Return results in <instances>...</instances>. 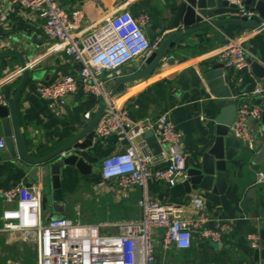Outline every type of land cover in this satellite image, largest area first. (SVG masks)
<instances>
[{
	"label": "crops",
	"instance_id": "1",
	"mask_svg": "<svg viewBox=\"0 0 264 264\" xmlns=\"http://www.w3.org/2000/svg\"><path fill=\"white\" fill-rule=\"evenodd\" d=\"M54 1L73 24L74 36L95 28L118 12L126 11L134 17L145 14L148 21L143 26V33L151 43L159 38L164 41L172 33V4H176L178 0ZM2 3L9 22L7 27L0 26V53L9 50L17 52L24 59L29 75L38 76L37 81L29 80L23 88L15 114L24 149L31 156L42 158L79 135L89 125L83 119L84 113L92 112V122L103 103L100 98L89 97L78 90L75 95L67 98L64 114L59 115L50 110L48 104L37 95V88L41 84H54L66 75L76 77L79 65L62 51H51L54 44L42 32L43 20L28 10L13 6L8 0H2ZM197 27L199 26L179 29L186 32ZM244 36L247 38L246 58L258 65V72L252 71L250 63L241 72L223 68L224 85L239 100L238 107L253 105L264 110V98L253 94L255 88H264V33L243 30L235 24L211 27L191 34L167 52L164 62L152 75L125 83L115 94H111L114 105L127 108L133 122L139 120L136 116L139 111L145 112V119L153 120L164 114L168 116L183 135L186 173L201 166L202 156L210 149L214 139V119L220 114L215 106L216 99L204 80V74L212 66L221 65L219 54L229 39ZM139 65L136 62L124 68V77L138 72ZM21 67L17 58L0 60V94L3 87L8 86L12 97L22 82ZM144 68L145 64L139 71ZM157 84L165 89V96L154 91L148 92ZM144 97L151 101L147 107L142 99ZM261 120L249 125L258 145L257 151L252 153L240 143V153L227 164V185L220 193L216 190L210 193L195 191L186 184L187 177L179 178L173 188L161 182L149 181L144 189L121 192L111 182L102 183L100 176L102 159L120 152L121 145L113 137L102 142L93 140V147L89 148L90 154L98 159V164L93 167L92 173L82 175L74 168H67L62 174V216L72 222L90 225L137 221L141 218L137 201L144 193L146 198L167 207L169 213L178 215L183 220H191L195 212L189 200L199 197L205 203V212L210 221L205 229L224 224L231 227L230 231L223 233L217 242H211L202 237L200 232H196L189 250L164 251L162 230H157L153 236L155 259L161 263L264 264V245H261L259 238V233L264 231V184L256 183V175L264 174V161L259 165L252 163L264 146V126ZM0 139L5 141L1 124ZM29 169L18 158L12 159L9 152L1 149L0 191L18 184L36 185L27 177ZM250 189L255 190V198L249 200L247 211H244L241 207L242 200ZM14 208L15 205L5 204L0 196V224L3 212ZM55 214V209L48 207L42 212L43 221L52 219ZM252 234L259 238L257 249H252L247 239ZM255 251L259 252V259H255ZM36 255L33 233L0 232V264H37Z\"/></svg>",
	"mask_w": 264,
	"mask_h": 264
},
{
	"label": "built area",
	"instance_id": "2",
	"mask_svg": "<svg viewBox=\"0 0 264 264\" xmlns=\"http://www.w3.org/2000/svg\"><path fill=\"white\" fill-rule=\"evenodd\" d=\"M19 9L30 11L43 20L42 32L54 45L53 52L62 51L79 65L77 76L66 75L58 82L37 88V95L50 110L64 114L67 98L78 90L89 97L100 98L104 105L103 115L93 130V140L102 142L110 137L118 144L127 140L124 154L117 152L100 162L102 183L111 182L121 192L145 188L149 181L161 182L173 188L179 178H186L187 166L183 155V135L175 128L166 114L153 120L132 121L125 107H116L114 98L103 93V89L115 80L124 78L123 69L140 64L139 71L151 54L158 50L162 38L149 42L144 36L143 26L148 21L145 14L134 17L126 11L113 14L105 22L83 34L74 36L73 24L68 20L54 0H8ZM241 16L252 17L240 12ZM7 13L0 0V26H8ZM182 30V29H181ZM180 29L174 31H181ZM260 33L259 31H252ZM247 38L229 39L219 54L220 64L241 72L248 68L245 52ZM137 67V66H136ZM253 94L264 98V88L257 87ZM7 106L5 96L0 94V107ZM264 110L258 106L237 107L234 122L230 125L233 135L246 149L255 153L256 139L251 133V122H259ZM92 112L87 111L83 119L91 122ZM152 132L161 152L153 155L142 136ZM4 141L0 139V150ZM256 183L264 184V174L256 175ZM5 204L15 205L2 214L0 232H31L35 235L37 264H184L182 262L161 263L154 256L153 236L162 230V248L187 251L191 248L193 234L211 242L229 232L231 227L217 224L205 229L210 222L205 212V203L199 197L189 200L195 215L183 220L169 213L168 208L146 198L143 193L137 204L141 218L137 221L80 224L66 218L43 221L42 190L37 185L18 184L0 191ZM252 249L258 248L259 238L255 234L247 237Z\"/></svg>",
	"mask_w": 264,
	"mask_h": 264
},
{
	"label": "water",
	"instance_id": "3",
	"mask_svg": "<svg viewBox=\"0 0 264 264\" xmlns=\"http://www.w3.org/2000/svg\"><path fill=\"white\" fill-rule=\"evenodd\" d=\"M241 11L247 14L250 13L253 16L242 17ZM173 13L172 33L161 42L158 50L146 60L145 68L133 73L132 76L115 80V82L107 85L103 89L105 95L111 96L125 83L152 75V72L164 62L167 52L172 50L176 43L188 38L191 34L205 31L211 27L225 26L226 24H235L243 30L264 33V0H178ZM204 23L205 25H202ZM195 25L199 27L186 32L178 31L176 33L177 31H174L179 28L187 30ZM7 57H14L19 60L22 66L20 72L23 78L12 97L10 96V87L5 86L2 90V95L9 102L8 106L0 107V124L5 138L3 151L6 150L12 159L18 158L20 162L30 168L28 179L42 190V212L47 210L48 207H53L56 214L52 220L58 221L63 218L64 207L62 203L64 199L61 177L64 170L74 168L79 174L90 175L93 167L98 164V159L91 156L89 148L93 147V130L103 115L104 105H100L94 120L81 130L79 135L74 136L61 148L47 156L42 158L33 157L24 149L22 144L15 109L23 88L29 80L37 81L38 76L35 74L29 75L24 59L17 52L9 50L0 53V60ZM248 63H250L252 71L258 72L256 63H251L250 60H248ZM223 68V65H214L204 74V80L208 84L209 91L216 99L215 106L220 110V114L214 119V139L210 149L202 156L201 166L192 168L186 173V184L190 185L195 191L201 190L210 193L216 190L220 193L227 185V164L237 157L241 151L240 142L230 134V125L235 120L239 100L233 97L228 87H225ZM89 109L88 106L87 110ZM261 119L262 126H264V113ZM142 139L153 155L161 152L162 148L157 144L152 132H146ZM120 145L121 150L119 153L124 154L128 149L127 140H123ZM263 161L264 146L252 163L259 165ZM254 198L255 190L250 189L242 200V210L247 211L249 200H254ZM259 238H261V245H264V231L259 233ZM258 255L259 252L255 251V259H259Z\"/></svg>",
	"mask_w": 264,
	"mask_h": 264
},
{
	"label": "trees",
	"instance_id": "4",
	"mask_svg": "<svg viewBox=\"0 0 264 264\" xmlns=\"http://www.w3.org/2000/svg\"><path fill=\"white\" fill-rule=\"evenodd\" d=\"M170 1H172V0H170ZM175 7V3H173L172 4V8H174ZM152 91H154V92H157L160 96H165V89L162 87V85H160V84H157V85H155V86H153L151 89H149L148 90V92H152ZM143 99V101H144V103L146 104V106L145 107H147V105H148V103L149 102H151L150 100H149V98L148 97H144V98H142ZM144 104V105H145ZM144 110H145V108H144ZM129 114H130V112H129ZM136 116H137V118H139V120H142V119H145L144 118V116H145V112L144 113H142L141 111H139V112H137L136 113ZM132 117V116H131ZM130 117V118H131ZM138 121V120H137Z\"/></svg>",
	"mask_w": 264,
	"mask_h": 264
}]
</instances>
